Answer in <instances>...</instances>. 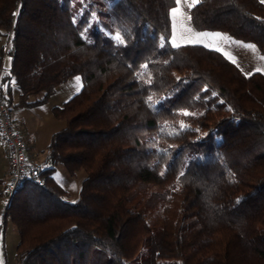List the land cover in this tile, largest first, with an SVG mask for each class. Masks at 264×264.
I'll list each match as a JSON object with an SVG mask.
<instances>
[{
  "label": "trees",
  "instance_id": "trees-1",
  "mask_svg": "<svg viewBox=\"0 0 264 264\" xmlns=\"http://www.w3.org/2000/svg\"><path fill=\"white\" fill-rule=\"evenodd\" d=\"M109 3L94 19L91 3L0 0V81L21 105L83 80L53 109L48 159L86 176L75 203L54 168L8 201L20 264H264V73L172 46L176 0ZM190 19L264 55L260 0H199Z\"/></svg>",
  "mask_w": 264,
  "mask_h": 264
},
{
  "label": "rangeland",
  "instance_id": "rangeland-1",
  "mask_svg": "<svg viewBox=\"0 0 264 264\" xmlns=\"http://www.w3.org/2000/svg\"><path fill=\"white\" fill-rule=\"evenodd\" d=\"M89 3L92 5V18L94 19L98 18L97 12H101L102 9L108 10L110 5L109 0H72V11L79 17L86 8L85 6H88L87 4ZM99 3H102V6ZM189 5H192V0H179V4H176L174 7L178 11L175 14L171 11L172 36L173 34L176 36L177 45L188 44L187 40L198 38L203 41L201 44L217 49L232 61L235 60V63L244 73L251 74L256 72L257 68L261 69L260 72L264 73V55L255 44L237 39L226 32L197 30L193 26L191 19H189L191 9ZM217 33L221 35L219 37L213 35ZM199 34L205 35L200 36ZM114 35L117 37V34ZM5 43H7V40L0 41V71L9 67L11 63L10 56L7 53H2V48ZM82 85L83 80L81 75L70 78L66 83L61 84L57 88L56 93L52 95L51 102L61 105L77 93ZM37 115L40 118L45 117V113L41 111H38ZM58 176L60 177V181L71 191L68 200L70 202L75 201L86 173L81 170L76 176H70L64 165H60ZM7 203L8 199L0 193V264H19L21 259L17 256V245L19 241L17 229L10 217L3 223L2 211Z\"/></svg>",
  "mask_w": 264,
  "mask_h": 264
},
{
  "label": "crops",
  "instance_id": "crops-1",
  "mask_svg": "<svg viewBox=\"0 0 264 264\" xmlns=\"http://www.w3.org/2000/svg\"><path fill=\"white\" fill-rule=\"evenodd\" d=\"M4 90L7 93V95L9 94L13 102V106L15 110L13 115L14 120L18 124L19 129L27 143L28 162L33 165H42L44 169L54 168L55 169L54 175L60 181V177L58 176L60 165H55L52 162H50L48 159V155H49L48 146L51 141L52 135L56 131H59L62 128H64L66 124L65 121L59 119L54 114L53 109L55 106H59V104L51 102L52 101V96H51L47 101L41 103L21 105L20 92L16 84L11 83V86L9 87L5 86ZM36 99H37L36 96H33L31 97L30 100L35 101ZM38 111L45 113V117L40 118L37 115ZM9 169H10V163L8 158L7 147L4 141L0 137V185H1L0 193L3 197L4 195L2 193V190L4 184L7 182L9 178ZM65 188L67 189L70 195L71 194L70 189L66 186ZM78 196H79V192H78ZM5 209L6 207L2 211V216L4 219L3 223H5L7 218H9L8 216L5 215Z\"/></svg>",
  "mask_w": 264,
  "mask_h": 264
},
{
  "label": "built area",
  "instance_id": "built-area-1",
  "mask_svg": "<svg viewBox=\"0 0 264 264\" xmlns=\"http://www.w3.org/2000/svg\"><path fill=\"white\" fill-rule=\"evenodd\" d=\"M3 73L4 69L0 71V78ZM14 111V106L5 97V90L0 81V137L6 144L10 163L9 178L2 193L8 201L22 188L26 179H39L45 170L42 165L28 162V146L14 120Z\"/></svg>",
  "mask_w": 264,
  "mask_h": 264
},
{
  "label": "snow or ice",
  "instance_id": "snow-or-ice-1",
  "mask_svg": "<svg viewBox=\"0 0 264 264\" xmlns=\"http://www.w3.org/2000/svg\"><path fill=\"white\" fill-rule=\"evenodd\" d=\"M176 2H177V4H179V0H176ZM199 2V0H192V5H194V4H196V3H198ZM260 3H262V4H264V0H260ZM192 5H189V7L191 8L192 7ZM172 13L173 14H175L177 11H178V9L177 8H173L172 10ZM190 19V18H189ZM200 36H203V35H205V34H199ZM213 35H216V36H220L221 34H213ZM163 39V38H162ZM170 43H171V45L172 46H175V47H179L180 45H177L176 44V36L173 34V36L171 37V41H170ZM187 43L188 44H201V43H203V41L201 40V39H189V40H187ZM164 45L163 44H161V47H163ZM205 46H207V45H205ZM233 63H235V60H233L232 61ZM256 71L257 72H260L261 71V69H259V68H257L256 69ZM77 79H79V78H77ZM149 83H151V81H149ZM149 99V101H151V97H149L148 98ZM153 107H155V105H152ZM184 115H194V114H191V113H187V112H185L184 113ZM185 128H186V126L183 124V123H181L180 124V131H183V130H185ZM162 131H163V128L161 129ZM178 134V132H176L175 130H173L172 132H169L168 133V135H177ZM184 173L183 172H181L180 173V175L182 176ZM161 175H163V173H161ZM72 203H75V201H73Z\"/></svg>",
  "mask_w": 264,
  "mask_h": 264
}]
</instances>
